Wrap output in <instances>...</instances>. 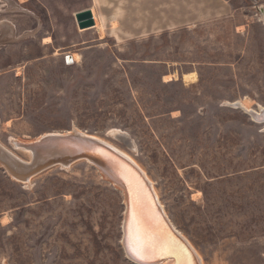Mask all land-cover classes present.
<instances>
[{
	"label": "rangeland",
	"instance_id": "374dc122",
	"mask_svg": "<svg viewBox=\"0 0 264 264\" xmlns=\"http://www.w3.org/2000/svg\"><path fill=\"white\" fill-rule=\"evenodd\" d=\"M91 5L103 38L78 30ZM245 96L264 107V0H0L2 151L27 161L11 140L71 130L109 142L202 264H264V123L230 105ZM123 212L85 160L25 184L0 164V264H137Z\"/></svg>",
	"mask_w": 264,
	"mask_h": 264
},
{
	"label": "water",
	"instance_id": "95a60500",
	"mask_svg": "<svg viewBox=\"0 0 264 264\" xmlns=\"http://www.w3.org/2000/svg\"><path fill=\"white\" fill-rule=\"evenodd\" d=\"M74 15L79 28L94 26L88 8ZM230 105L243 110L253 121L264 123V108L255 112L238 101ZM13 144L29 152L27 161L6 150L0 156L1 166L16 181L27 182L54 165L69 166L85 160L120 190L124 204L120 244L129 260L137 264H200L192 247L165 215L143 172L111 146L77 130L47 133L32 142ZM138 251L144 259L137 255Z\"/></svg>",
	"mask_w": 264,
	"mask_h": 264
},
{
	"label": "bare ground",
	"instance_id": "6f19581e",
	"mask_svg": "<svg viewBox=\"0 0 264 264\" xmlns=\"http://www.w3.org/2000/svg\"><path fill=\"white\" fill-rule=\"evenodd\" d=\"M27 0H18V2L19 3H25ZM89 10H90V12H91V15H92V18H93V20H94V26H91V27H89V29L90 28H96V30L98 31V33H99V36H100V38H103L104 37V28H103V24L102 23H100L99 22V20H98V13H97V11H96V8H95V5H92V6H90L89 8H88ZM75 13H77V11H75L74 12V14ZM117 23V21L115 20V18H114V20H112V22H111V24H112V26L113 25H115ZM87 29V28H86ZM78 30L79 31H84L83 29H81V28H79L78 27ZM49 40V37H45L44 38V41H45V43H47L46 41H48ZM49 42V41H48ZM71 55V54H70ZM79 57H80V55H79V53H73L72 55H71V58H72V61H78L79 60ZM165 79H170V75H164V79L163 80H165ZM238 102L245 108V109H247V110H254L255 112H258V110L259 109H261V108H264V107H258V109L257 110H255V109H253L252 108V103H253V101H252V99L251 98H249L248 96H245V97H243V98H241L240 100H238ZM175 114V113H174ZM85 133V132H84ZM112 134H114V135H116V134H118V132H112ZM45 135V134H44ZM123 135V134H122ZM42 136V135H41ZM41 136H39L38 138H36V139H34V140H31V141H17V140H15L14 142H32V141H35V140H38ZM93 137H95V136H93ZM95 138H97V137H95ZM97 139H99V138H97ZM123 139H125V136H123L122 137V139L121 140H123ZM99 140H101L102 142H104V143H106L107 145H109V146H111L112 148H114L115 150H117L120 154H122V155H124L125 157H127L129 160H131L142 172H143V174L145 175V177L147 178V180L149 181V183H150V185H151V188H152V190H153V192H154V194H155V197H156V199H157V201H158V203L160 204V206H161V208L163 209V211H164V213H165V215L167 216V214H166V212H165V210H164V208H163V205L160 203V201H159V199H158V197H157V194H156V192H155V189H154V186H153V182L147 177V175H146V173L133 161V159L127 154V153H125V152H123V151H121L120 149H118L117 147H115L114 145H112V144H110L109 142H106L105 140H102V139H99ZM11 143L13 144V141L11 140ZM13 146H14V144H13ZM15 147V149H17V148H19V151L22 153V155L24 156V157H26L27 159H28V157H29V152L27 151V150H25V149H23V148H20V147H17V146H14ZM2 149H3V146L0 144V156H4V151H2ZM6 155V154H5ZM14 155V154H13ZM12 155V156H13ZM7 156V155H6ZM16 156V155H15ZM17 157V156H16ZM17 158H19V157H17ZM62 167H69V166H62ZM30 182V180L29 181H27V182H23L24 184L25 183H29ZM168 217V216H167ZM168 219H169V217H168ZM1 220H2V222H4V223H7V221H8V216H2L1 217ZM169 221L171 222V220L169 219ZM171 224L173 225V223L171 222ZM173 227L175 228V226L173 225ZM176 229V228H175ZM177 230V229H176ZM177 232H179V234L183 237V238H185L186 240H187V238L179 231V230H177ZM187 242L189 243V245L192 247V249L194 250V252H195V255L197 256V258L199 259V262H200V264H202V259H201V257L199 256V254H198V252L195 250V248L191 245V243L187 240Z\"/></svg>",
	"mask_w": 264,
	"mask_h": 264
},
{
	"label": "built area",
	"instance_id": "2783aa9c",
	"mask_svg": "<svg viewBox=\"0 0 264 264\" xmlns=\"http://www.w3.org/2000/svg\"><path fill=\"white\" fill-rule=\"evenodd\" d=\"M64 60H65V63H67V64L74 63V61H72L71 55H68V54L65 55V59Z\"/></svg>",
	"mask_w": 264,
	"mask_h": 264
},
{
	"label": "snow or ice",
	"instance_id": "6c2138e0",
	"mask_svg": "<svg viewBox=\"0 0 264 264\" xmlns=\"http://www.w3.org/2000/svg\"><path fill=\"white\" fill-rule=\"evenodd\" d=\"M137 255L141 258V259H144L145 257L143 256L142 253H140L139 251L137 252Z\"/></svg>",
	"mask_w": 264,
	"mask_h": 264
},
{
	"label": "crops",
	"instance_id": "0c3cea01",
	"mask_svg": "<svg viewBox=\"0 0 264 264\" xmlns=\"http://www.w3.org/2000/svg\"><path fill=\"white\" fill-rule=\"evenodd\" d=\"M91 6H92V5H91ZM89 7H90V6H89ZM89 7H87V8H89ZM83 9H84V8H83ZM80 10H82V9H80ZM80 10H79V11H80ZM77 12H78V11H77ZM24 32H25V31H24Z\"/></svg>",
	"mask_w": 264,
	"mask_h": 264
}]
</instances>
